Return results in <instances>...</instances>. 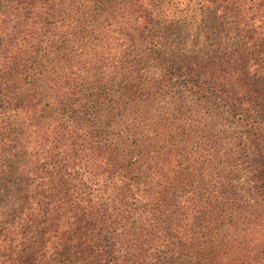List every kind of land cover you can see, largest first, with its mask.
Returning <instances> with one entry per match:
<instances>
[{
  "label": "trees",
  "instance_id": "1",
  "mask_svg": "<svg viewBox=\"0 0 264 264\" xmlns=\"http://www.w3.org/2000/svg\"><path fill=\"white\" fill-rule=\"evenodd\" d=\"M0 264H264V0H0Z\"/></svg>",
  "mask_w": 264,
  "mask_h": 264
}]
</instances>
